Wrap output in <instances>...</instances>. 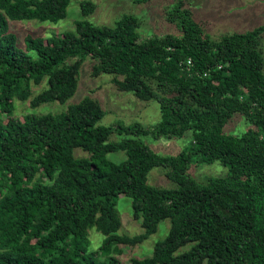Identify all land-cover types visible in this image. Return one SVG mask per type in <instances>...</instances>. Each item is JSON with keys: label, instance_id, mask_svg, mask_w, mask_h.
Listing matches in <instances>:
<instances>
[{"label": "trees", "instance_id": "16d2710c", "mask_svg": "<svg viewBox=\"0 0 264 264\" xmlns=\"http://www.w3.org/2000/svg\"><path fill=\"white\" fill-rule=\"evenodd\" d=\"M69 3L0 0V264H122V249L164 220L169 232L152 255L127 264H264V25L213 39L178 5L165 18L177 35L142 39L139 19L123 15L111 27L77 21L17 46L9 21L57 23ZM80 10L86 17L95 5L84 0ZM86 58L90 77L112 75L118 91L155 101L160 121L100 125L106 112L89 97L59 113L14 115L15 101L65 104ZM235 116L250 127L226 134ZM146 138L190 141L163 155ZM117 153L125 158L109 160ZM214 162L225 177L198 183L189 173ZM156 168L174 187L148 183ZM119 196L131 200L142 233L118 234ZM91 229L104 237L96 250Z\"/></svg>", "mask_w": 264, "mask_h": 264}, {"label": "rangeland", "instance_id": "374dc122", "mask_svg": "<svg viewBox=\"0 0 264 264\" xmlns=\"http://www.w3.org/2000/svg\"><path fill=\"white\" fill-rule=\"evenodd\" d=\"M84 0H70L65 19L57 22L9 21V31L16 37L17 46L25 49V37L48 38L64 31L74 29L75 22L88 21L95 26H114L123 15H134L140 21L138 33L142 39L152 35L179 34L173 24L165 18L168 13L178 5L182 9L190 11L192 18L200 22L204 30L213 39H219L222 35L236 32H246L260 25H264V0H151L145 4H134L131 0H87L95 5V10L89 16L84 17L80 10V3ZM86 1V0H85ZM33 57L35 54L30 52ZM264 57V45H263ZM264 71V70H263ZM91 63L88 58L81 65L78 75L77 90L65 104L49 103L32 110L28 103L15 101L16 117L21 118L26 114L59 113L74 105L82 99L89 97L103 107L106 112L100 125L109 126L118 121L125 125L134 122L145 127H152L160 121L159 106L155 101L143 102L134 97L130 92H120L111 83L112 75L102 74L97 78L90 77ZM43 83L41 87H44ZM34 92L38 88H33ZM237 118V119H236ZM250 125L239 116H235L225 127L226 134L241 135ZM144 142L157 153L163 155H176L180 150L189 145V139H174L172 141L160 140L156 143L151 139H143ZM86 154L76 150V157ZM109 160L119 163L125 156L122 153L110 154ZM159 169H153L149 174L148 183L157 187H174ZM190 175L198 183H205L211 177H225L228 169L219 162L211 165L195 167L192 165ZM117 211L121 222L119 235L135 236L143 232L140 222L132 217L131 200L125 196H119ZM170 222L164 220L158 225L156 233L150 235L144 242L134 248L124 247L122 255L118 256L122 264H127L131 258L143 259L153 253L154 245L162 240L169 232ZM103 235L96 230H89L90 248L96 250L102 243ZM203 264H207L204 262Z\"/></svg>", "mask_w": 264, "mask_h": 264}, {"label": "built area", "instance_id": "2783aa9c", "mask_svg": "<svg viewBox=\"0 0 264 264\" xmlns=\"http://www.w3.org/2000/svg\"><path fill=\"white\" fill-rule=\"evenodd\" d=\"M190 63V61H188V64Z\"/></svg>", "mask_w": 264, "mask_h": 264}]
</instances>
